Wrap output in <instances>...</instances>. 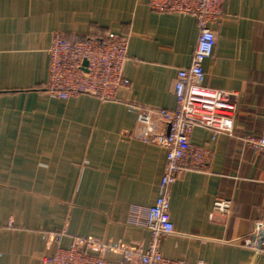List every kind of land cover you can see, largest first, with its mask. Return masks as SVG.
Masks as SVG:
<instances>
[{"label":"crops","instance_id":"obj_1","mask_svg":"<svg viewBox=\"0 0 264 264\" xmlns=\"http://www.w3.org/2000/svg\"><path fill=\"white\" fill-rule=\"evenodd\" d=\"M223 19L203 84L231 93V133L194 127L192 145L209 153L205 171L182 173L170 189L174 231L163 257L192 264H264L240 241L264 226V0H223ZM79 39L127 35L126 87L101 101L61 99L44 89L54 32ZM197 41L193 17L152 11L147 0H0V264H41L74 241L146 246L132 223L159 195L166 152L141 139L139 109L172 110L173 84ZM156 129L167 126L151 114ZM217 199L229 212L213 211ZM211 215V216H210ZM59 234L55 243L48 235ZM94 254V252H90ZM106 264H128L107 253Z\"/></svg>","mask_w":264,"mask_h":264},{"label":"built area","instance_id":"obj_2","mask_svg":"<svg viewBox=\"0 0 264 264\" xmlns=\"http://www.w3.org/2000/svg\"><path fill=\"white\" fill-rule=\"evenodd\" d=\"M223 0H147L148 7L158 13L188 15L195 19L197 41L188 67L177 71L173 84L175 107L172 110L139 109L137 121L143 126L141 139L165 149V167L159 182V195L153 205L145 209L141 219L131 214L132 223L149 232L148 244L124 246L104 244L94 238L74 241L68 248H57L53 254L40 257L41 264H106L107 253H121L128 264H189L163 257L159 250L162 236L173 233L169 214V196L179 176L191 170L205 171L209 153L189 141L194 127L201 126L215 137L231 133L237 105L231 93L211 89L203 84V61L211 56L218 31L214 28L224 14ZM48 66L44 89L61 99L89 94L107 101L115 91L126 87L123 65L127 60V35L108 31L100 37L79 39L75 34L53 33L47 49ZM154 114L167 131L156 129L151 121ZM253 148L264 150V133L251 138ZM231 201L217 199L213 211L226 215ZM211 216V215H210ZM59 234L48 235L53 242ZM240 243L251 249L255 256L264 253V226L253 223L251 232ZM94 252V254L90 253ZM192 264H204L196 262Z\"/></svg>","mask_w":264,"mask_h":264}]
</instances>
